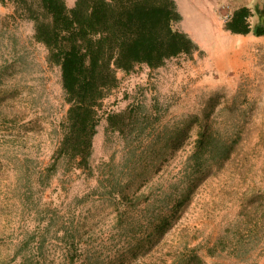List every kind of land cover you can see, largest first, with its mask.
<instances>
[{
  "label": "rangeland",
  "instance_id": "374dc122",
  "mask_svg": "<svg viewBox=\"0 0 264 264\" xmlns=\"http://www.w3.org/2000/svg\"><path fill=\"white\" fill-rule=\"evenodd\" d=\"M177 1L187 15L180 29L205 54L157 70L119 71L120 86L99 109L90 175L68 158L52 166L69 109L61 69L36 41L34 23L16 16L14 0H0V264H189L195 254L207 264H264V39L253 45L221 28L235 9L263 7L264 0H218L211 31L194 5ZM218 94L217 149L233 144L232 154L223 163L217 157L212 175L159 239L152 223L177 193V180L184 185L190 176L197 127L152 181L135 185L139 206L120 204L108 178L133 180L149 142L184 129ZM131 107L138 131H108V114Z\"/></svg>",
  "mask_w": 264,
  "mask_h": 264
},
{
  "label": "trees",
  "instance_id": "16d2710c",
  "mask_svg": "<svg viewBox=\"0 0 264 264\" xmlns=\"http://www.w3.org/2000/svg\"><path fill=\"white\" fill-rule=\"evenodd\" d=\"M14 3L16 16L34 23V37L47 48L48 61L61 69L69 109L61 123L63 137L54 168L58 161L68 158L78 169L93 175L94 143L101 123L99 109L120 86L119 71L130 74L139 66L157 70L174 58L205 54L200 44L180 29L183 15L176 0H76L73 6L67 0H14ZM223 29L233 35L264 37V6L235 9L225 19ZM220 103L218 94L184 129L150 141L149 150L139 153V171L132 168L133 180L108 178L113 189L110 193H117L120 204L139 206L143 198L135 193V185L152 181L165 162L185 147L192 128L197 127L198 137L186 161L190 176L184 185L177 180L174 184L177 193L167 196V204L152 223L159 239L174 226L199 187L212 175L217 157L223 163L232 154L233 144L217 149L219 140L213 115ZM107 121L108 131L123 136L136 133L140 122L135 107L110 113ZM217 150L220 152L216 153ZM208 253L215 255V248ZM194 261L207 264L197 254L190 258L189 264Z\"/></svg>",
  "mask_w": 264,
  "mask_h": 264
},
{
  "label": "crops",
  "instance_id": "0c3cea01",
  "mask_svg": "<svg viewBox=\"0 0 264 264\" xmlns=\"http://www.w3.org/2000/svg\"><path fill=\"white\" fill-rule=\"evenodd\" d=\"M177 1V0H176ZM179 9L183 15V20L180 23V25H184L187 21V15L184 14V12L181 10V5L179 4V2L177 1ZM188 3L191 5H194L195 8L197 9V17L198 20L202 23L203 25L205 24L206 28H208L207 30H214V24L217 22L218 19V15L215 11V6L218 4V0H188ZM221 28H223L224 22L221 23ZM192 28H186L185 30H190ZM205 29V28H204ZM229 33V32H228ZM242 40H246L248 42H251V44L255 45L257 43H260L262 41V39H264V37H256V36H243L241 35ZM200 43V41H199ZM202 46H206L204 45V43H201ZM254 47V46H252Z\"/></svg>",
  "mask_w": 264,
  "mask_h": 264
}]
</instances>
